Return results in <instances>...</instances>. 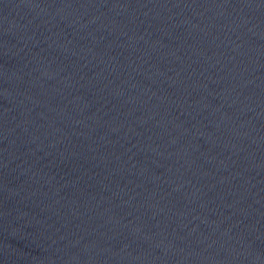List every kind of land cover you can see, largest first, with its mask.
Wrapping results in <instances>:
<instances>
[{
    "label": "water",
    "instance_id": "95a60500",
    "mask_svg": "<svg viewBox=\"0 0 264 264\" xmlns=\"http://www.w3.org/2000/svg\"><path fill=\"white\" fill-rule=\"evenodd\" d=\"M0 264H264V0H0Z\"/></svg>",
    "mask_w": 264,
    "mask_h": 264
}]
</instances>
